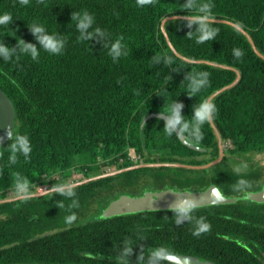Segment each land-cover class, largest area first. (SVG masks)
Masks as SVG:
<instances>
[{"label": "trees", "instance_id": "16d2710c", "mask_svg": "<svg viewBox=\"0 0 264 264\" xmlns=\"http://www.w3.org/2000/svg\"><path fill=\"white\" fill-rule=\"evenodd\" d=\"M191 2L210 4L213 18L241 26L264 56V0ZM187 3L0 0V15L12 16L8 24L0 25V43L12 49L8 60L0 58V89L15 109L14 134H26L32 143L28 158L17 152L14 164L9 161L12 141L0 148L1 200L8 198L9 190L17 195V175L29 182L28 193H23L27 195L43 184L50 188L68 184L79 172L84 180L99 176L104 165L131 167L129 149L145 165H202L215 160L219 148L209 121L201 125L199 141L187 138L205 152L187 148L174 132L167 135L161 119L147 120L142 129L140 124L172 101L182 105L184 118L191 119L199 103L232 83L235 70L240 74L234 86L210 102L216 107L212 121L224 152L220 163L207 169L144 166L72 187L74 197L52 191L0 203V264H171L150 253L159 250L215 264H264V204L241 199L264 184V166L237 160L242 169L235 170L228 164L242 154L264 153V60L232 26L209 22L217 29L216 36L197 43L198 25L189 26L183 19L164 24L175 50L187 59L232 69L176 56L160 23L169 15L196 14L195 9L182 7ZM83 11L93 16L85 30L93 33L91 37H82L73 20L74 13ZM33 23L43 24L46 32L63 40L60 54L42 48L31 30ZM119 38L121 54L113 59L110 49ZM20 40L36 46L37 59L21 52ZM234 49L241 50L240 58ZM195 72L208 73V82L190 95ZM210 184L239 199L192 208L186 217L162 210L98 218L120 194L136 196L168 187L203 190ZM73 199L78 207H71ZM73 214L75 219L69 222L67 217ZM201 223L210 227L194 235ZM94 255L103 257L97 260Z\"/></svg>", "mask_w": 264, "mask_h": 264}, {"label": "water", "instance_id": "95a60500", "mask_svg": "<svg viewBox=\"0 0 264 264\" xmlns=\"http://www.w3.org/2000/svg\"><path fill=\"white\" fill-rule=\"evenodd\" d=\"M191 16H185V15H169L162 19L160 23L161 31L164 35V38L167 42V45L171 49V51L178 56L179 58L186 60L191 63H206L208 65L217 66L220 68H229L223 65H219L216 63H210L207 61L202 60H190L183 56H181L173 47L171 44L168 35L164 29L165 22L169 20H175V19H183V20H189ZM209 22L212 23H223L227 24L229 26H232L233 28L240 31L250 42L251 47L255 54L260 57L262 60H264V56L256 49L255 44L249 34L238 24L222 19V18H212ZM236 78L233 80L232 83L220 88L216 92L212 93L207 101L211 102V100L216 97L218 94L226 91L227 89H230L232 86H234L239 78L240 74L238 71H236ZM151 118H158L161 119L164 123L167 122L168 116L166 114H163L161 112H152L148 115H146L141 124L140 129H142L143 125L146 123L147 120ZM209 123L214 130L217 142H218V148H219V155L218 157L206 164L202 165H177V164H139V165H133L131 167H127L125 169H121L109 174H104L102 176H95L90 177L86 180H83L81 182H78L79 184H83L89 181L96 180L101 177L117 174L126 170H132L141 168L144 166H176V167H184L188 169H207L210 168L218 163L221 162V160L224 157L223 153V146L222 142L219 136V133L212 121L209 120ZM14 128H15V109L13 106V103L7 97V95L0 89V148L8 143L11 140V137L14 135ZM176 137L179 139V141L185 145L187 148L197 151V152H205V149L191 143L187 137L184 134H179V128L173 130ZM73 186V185H72ZM55 191L54 188L47 189L44 192H34L27 195H19L13 198H9L6 200H1L0 203L3 202H9V201H15L18 199H25L29 197H39L44 194H47L49 192ZM239 198L238 197H227L221 193V191L214 185L210 184L207 188L203 190H176L171 187L160 189V190H146L140 195H128V194H121L117 198L109 201L107 205L101 209L98 218L99 219H106V218H112L116 216H122V215H129V214H136L141 212H148V211H162V210H176V208L181 205L185 201H191L192 208H200V207H206L211 205H226V204H232L236 202ZM241 199L243 200H249L250 202L256 203V204H264V184L263 186L257 190L252 192H247L244 194ZM153 256L165 260L166 262H169L171 264H215L212 261L209 260H201L197 256L189 255V254H179V253H173V252H167L163 250H159L156 252H150ZM29 264H39V263H29Z\"/></svg>", "mask_w": 264, "mask_h": 264}, {"label": "clouds", "instance_id": "9594fccd", "mask_svg": "<svg viewBox=\"0 0 264 264\" xmlns=\"http://www.w3.org/2000/svg\"><path fill=\"white\" fill-rule=\"evenodd\" d=\"M22 3H27V0H21ZM145 0H141V3ZM183 8H192L195 9L196 14L192 15L188 20L189 26L196 23L198 25V34L196 35V42L203 43L205 41L211 40L216 36L217 29H215L209 21L213 18V13L211 11V5L207 3L203 4H194L189 0V3L182 6ZM12 19L11 14L5 13L0 15V25L8 24ZM73 20L78 21L77 27L81 30V35L91 37L92 32L85 33V30L88 29L94 22L93 16L87 12L83 11L82 13H74ZM33 34L36 35L42 48L50 54H60L63 48V40L58 38L55 33H48L45 30L43 24L33 23L31 26ZM99 32V29L95 30ZM191 36V34H190ZM120 39H117L111 46L110 55L115 59L119 56L121 43ZM21 52L30 54L33 60L37 59L39 54L37 48L33 44H26L23 40L18 41ZM12 49L0 43V58L8 60L11 56ZM233 54L236 58L242 56L240 49H234ZM168 62H171L169 58ZM208 73L206 72H195L191 77V83L189 85V94L195 95L200 91L202 87L207 84ZM182 105L174 103L173 101L167 104L164 107L163 114H166L169 118L165 124L164 131L167 135H170L174 129L179 126V134L187 133V138L195 139L199 141L202 137L201 125L205 122L211 120L216 113V107L214 104L208 102L207 100L199 103L194 111L191 119H186L181 115ZM11 144L9 146V151L11 155L9 156V161L15 163L17 160L16 153L20 152L23 154L25 159L28 158V154L32 151V143L26 134H20L15 132L11 137ZM2 151V150H0ZM29 182L26 179H22L19 175L16 177V191L22 193H28ZM55 191L61 193L67 197H74L75 192L72 190V186L69 184H60L54 185ZM71 207H78V202L73 199ZM192 209L191 201H185L176 208V212L180 217H186L189 215ZM75 219V215H69L67 220L69 222ZM210 226L206 223H201L199 227L194 232V235H198L201 231H205Z\"/></svg>", "mask_w": 264, "mask_h": 264}, {"label": "rangeland", "instance_id": "374dc122", "mask_svg": "<svg viewBox=\"0 0 264 264\" xmlns=\"http://www.w3.org/2000/svg\"><path fill=\"white\" fill-rule=\"evenodd\" d=\"M237 160H239L240 162H243L245 165H249V164H251V162H254V164L257 165V166H264V153L254 154V155L242 154L241 156L236 158L235 161H233L231 163L228 162V164L230 166H232V168H234L235 170H240V169H242V165ZM114 168H116V167H110V170H112L111 172H114ZM107 172H109V170ZM103 173H105V172H103ZM78 176L75 175V178L76 179L80 178V175H78ZM45 190L46 189L44 187H40V188L36 189V192L40 193V192H44ZM21 194H22V192L18 193V195H21ZM18 195H14V196H18Z\"/></svg>", "mask_w": 264, "mask_h": 264}, {"label": "flooded vegetation", "instance_id": "af4514ba", "mask_svg": "<svg viewBox=\"0 0 264 264\" xmlns=\"http://www.w3.org/2000/svg\"><path fill=\"white\" fill-rule=\"evenodd\" d=\"M225 147V146H224ZM224 153V152H223ZM219 155V154H218ZM133 165H139V164H144V160L142 161V162H135V163H132ZM132 165V166H133ZM173 165V164H172ZM177 165H184V164H177ZM109 165H104L103 167H102V172H105V173H102L101 175H99V176H102V175H106V174H109V173H112L111 171L112 170H110L109 169V172H107L108 171V169H107V167H108ZM196 166V165H195ZM174 167H176V166H174ZM253 167H257V166H253ZM86 170V169H85ZM118 170H121L120 168H114V172L115 171H118ZM75 175H80V178H78V179H76L75 178ZM74 176H72L71 178H70V180H69V182H68V184L69 185H73L72 187H75V186H77V185H80L78 182H81V181H83L85 178H84V173L83 172H79V173H77V174H75ZM79 177V176H78ZM57 178V177H56ZM43 185H45L46 187H45V189L47 190V189H51L50 187H48L46 184H43ZM43 185H40V186H38L37 188H40V187H43ZM263 186V185H262ZM261 186V187H262ZM260 187V188H261ZM36 188V189H37ZM259 188V189H260ZM258 190V189H257ZM257 190H254V191H257ZM35 192H36V190H35ZM250 192H252V191H250ZM23 194V193H22ZM21 194V195H22ZM246 194V193H245ZM121 195V194H120ZM19 196V195H18ZM13 197H15V196H13ZM13 197H8L7 199H9V198H13ZM113 200V199H112ZM111 201V200H110ZM242 207H244V206H242ZM103 256L102 255H94V258H96L97 260L99 259V258H102ZM97 262V261H96Z\"/></svg>", "mask_w": 264, "mask_h": 264}, {"label": "built area", "instance_id": "2783aa9c", "mask_svg": "<svg viewBox=\"0 0 264 264\" xmlns=\"http://www.w3.org/2000/svg\"><path fill=\"white\" fill-rule=\"evenodd\" d=\"M128 158H129V160L132 163L142 162L143 161V159L138 154H136V152L133 149H129V151H128ZM110 167H113V166H108L107 169L109 170ZM43 187L45 188L46 186L43 185ZM18 193H21V192H18ZM7 194H8V197H13L15 195L14 192H13V190H9L7 192Z\"/></svg>", "mask_w": 264, "mask_h": 264}, {"label": "crops", "instance_id": "0c3cea01", "mask_svg": "<svg viewBox=\"0 0 264 264\" xmlns=\"http://www.w3.org/2000/svg\"><path fill=\"white\" fill-rule=\"evenodd\" d=\"M16 195V194H15ZM17 195H18V193H17Z\"/></svg>", "mask_w": 264, "mask_h": 264}]
</instances>
